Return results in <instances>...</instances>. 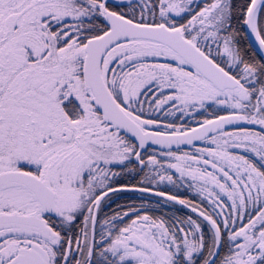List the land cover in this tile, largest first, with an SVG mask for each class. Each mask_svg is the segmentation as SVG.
Wrapping results in <instances>:
<instances>
[{
    "label": "snow or ice",
    "instance_id": "obj_1",
    "mask_svg": "<svg viewBox=\"0 0 264 264\" xmlns=\"http://www.w3.org/2000/svg\"><path fill=\"white\" fill-rule=\"evenodd\" d=\"M0 264H264V0H0Z\"/></svg>",
    "mask_w": 264,
    "mask_h": 264
},
{
    "label": "trees",
    "instance_id": "obj_2",
    "mask_svg": "<svg viewBox=\"0 0 264 264\" xmlns=\"http://www.w3.org/2000/svg\"><path fill=\"white\" fill-rule=\"evenodd\" d=\"M181 194L183 195V194H185V192H181ZM153 199H154V198H153ZM176 209H181V206H180V205H175V206H174V209H173V212H174ZM183 211H187V210H183ZM173 212H169L168 214H169V215H172Z\"/></svg>",
    "mask_w": 264,
    "mask_h": 264
},
{
    "label": "rangeland",
    "instance_id": "obj_3",
    "mask_svg": "<svg viewBox=\"0 0 264 264\" xmlns=\"http://www.w3.org/2000/svg\"><path fill=\"white\" fill-rule=\"evenodd\" d=\"M180 192H185V190L183 188L180 189Z\"/></svg>",
    "mask_w": 264,
    "mask_h": 264
}]
</instances>
